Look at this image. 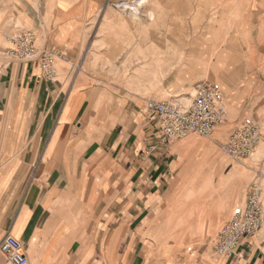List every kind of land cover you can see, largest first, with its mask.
Instances as JSON below:
<instances>
[{
    "label": "crops",
    "instance_id": "obj_1",
    "mask_svg": "<svg viewBox=\"0 0 264 264\" xmlns=\"http://www.w3.org/2000/svg\"><path fill=\"white\" fill-rule=\"evenodd\" d=\"M105 1L0 0V242L7 234L18 239L29 264H137L120 259L93 261L92 231L102 243L119 237L114 247L107 242L104 252L122 255L123 230L138 223L141 195L148 188L157 189L166 173V150L157 139L158 125L151 126L149 120L140 123L145 104L143 108L133 96L122 105L97 107L93 99V93L108 91L102 78L112 76L123 40L117 31H99L109 27L107 22L92 23V14ZM152 1L154 12L157 5H164L168 15L159 23L164 28L170 25L169 35L165 33L175 44L183 43L184 35L171 32L169 21L184 16L187 21L194 17L199 27L198 33L189 34L190 42L202 44L203 0ZM235 10L244 13L241 19L248 28L231 29L233 63H225L220 35L213 37L218 52L212 58L213 72L230 88L231 97L244 79V110L256 115L259 108L264 111L258 106L259 96L264 100V0H245ZM155 26L147 41L154 45ZM19 27L32 30L41 48L66 50L67 59L77 60L80 68H72L66 81H49L41 77L37 61L11 58L5 45L10 32ZM140 29V22H131L137 43ZM240 34L249 39L241 41ZM85 35L93 37L86 43ZM187 52L194 62L192 73L187 68L156 73V61L165 60L156 53L149 55L148 75L201 76V50ZM255 237L244 238L238 259L223 264H264V240ZM0 264H10L1 251Z\"/></svg>",
    "mask_w": 264,
    "mask_h": 264
},
{
    "label": "rangeland",
    "instance_id": "obj_2",
    "mask_svg": "<svg viewBox=\"0 0 264 264\" xmlns=\"http://www.w3.org/2000/svg\"><path fill=\"white\" fill-rule=\"evenodd\" d=\"M119 1L106 0L92 14L94 26H98L100 22H107L109 25L99 31L102 33L117 31L120 33L118 37H123L120 54L114 62L113 70L110 71V74L113 73L112 76L102 78L104 88L108 91L93 93L97 107L104 106V103L122 105L124 99L133 96L142 102L143 108L147 99L165 100L178 95L188 98L196 82L207 80L223 86L226 119L207 137L191 134L184 139L164 144L166 156L163 161L166 173L164 178L157 182L159 183L157 189L148 188L141 195V213L138 223L133 229L125 227L123 230V254L105 253L106 244L110 242L114 247L115 241L120 238H112L111 241L109 237L105 243H102L93 229L91 245L93 249H96L92 253V260L120 259L125 262L135 261L137 264L140 262L223 264L229 259L219 258L211 253L212 240L219 228L228 220L232 210L244 204L249 187L253 183L260 188L264 209V111L259 108L256 115L246 112L244 109L247 94L243 91L244 79L239 82V92H235L231 97L230 88L228 89L220 79L214 76L212 63L214 52L216 51L215 55L218 54L215 46L212 45L213 37L217 34L220 35L221 40L223 39L220 47L227 57L225 63H233L234 46L230 43L233 37H229V34L233 28L239 31L244 30L245 27L248 28V22L241 19L244 13L235 10V7L245 0H203V29L200 30L202 44L198 45L195 41L190 42L189 39L190 33L195 35L199 32L194 17H189L188 21L184 19L185 16L182 19L168 20L173 26L171 32H181L184 35L183 43L179 45L175 44L174 38L167 36L170 33V25L164 28V24L159 23L168 15L163 10L164 5L160 7L157 5V11L154 12L150 9L153 8L150 7L153 6L152 0H141L139 7L127 13L114 5ZM170 7L173 6H169V9H172ZM239 20L243 21L239 22ZM137 21L141 26L139 43L132 37L130 30L131 22ZM148 22L151 27L154 24L158 27L156 28V45L147 43L148 36L152 32ZM126 24L129 26L127 29ZM179 24L184 27L175 26ZM190 25L192 28H188ZM175 27L177 28L174 29ZM18 30L25 29L15 28L9 36H14ZM185 32H187L186 35ZM240 35L238 37L241 41L249 39L248 35ZM92 37L93 35L88 37L85 35V42H89ZM5 46L7 51L10 46L9 39ZM196 48L199 52L201 50L203 56L201 76L148 75L149 55L153 57L156 53H159L161 58H165V60L156 61V73H173L183 68L188 69L187 73H192L191 65L194 62L191 61V55L187 51L196 50ZM62 51L64 57L56 58V68L59 73L56 81H66V75L72 68H80L77 60L67 59L66 50ZM228 58L232 59L228 60ZM109 82L116 84V87L106 86ZM258 106L264 108V100L260 101V96ZM243 118H250L259 125L261 133L259 142L247 156L240 159L229 157L223 152L222 145L226 142L230 131ZM139 119L141 125L149 120L151 126H157L156 116L151 112L146 111L144 115L140 112ZM191 138L194 140L189 142ZM147 191L153 194H147ZM254 235L256 239L264 240V223ZM189 246L192 247L190 252Z\"/></svg>",
    "mask_w": 264,
    "mask_h": 264
},
{
    "label": "built area",
    "instance_id": "obj_3",
    "mask_svg": "<svg viewBox=\"0 0 264 264\" xmlns=\"http://www.w3.org/2000/svg\"><path fill=\"white\" fill-rule=\"evenodd\" d=\"M141 0H120L114 4L125 12L139 7ZM35 34L31 30H18L9 37L7 53L19 61H37L41 76L56 81L59 76L56 58L64 57L63 51L50 50L36 45ZM0 68V82H1ZM145 110L153 113L157 119L158 142L168 144L181 140L191 134L207 137L226 119V106L222 87L214 81H198L192 87L188 98L174 96L165 100L147 99ZM259 125L250 118H243L234 127L223 152L233 158L247 156L260 139ZM264 223V209L260 188L253 183L248 190L243 205L235 207L228 220L216 232L211 253L219 258L237 260V249L244 238L254 235ZM191 246L188 251H191ZM0 251L10 264H29L22 251L20 242L12 235H5L0 242ZM191 254V253H190Z\"/></svg>",
    "mask_w": 264,
    "mask_h": 264
},
{
    "label": "bare ground",
    "instance_id": "obj_4",
    "mask_svg": "<svg viewBox=\"0 0 264 264\" xmlns=\"http://www.w3.org/2000/svg\"><path fill=\"white\" fill-rule=\"evenodd\" d=\"M193 140H194V139L191 138V139H189L188 141H189V142H192Z\"/></svg>",
    "mask_w": 264,
    "mask_h": 264
}]
</instances>
